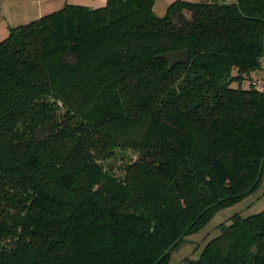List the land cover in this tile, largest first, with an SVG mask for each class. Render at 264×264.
Returning <instances> with one entry per match:
<instances>
[{
    "label": "trees",
    "instance_id": "16d2710c",
    "mask_svg": "<svg viewBox=\"0 0 264 264\" xmlns=\"http://www.w3.org/2000/svg\"><path fill=\"white\" fill-rule=\"evenodd\" d=\"M155 1L69 3L0 40V264H155L188 229L170 264L264 194V0ZM198 244L190 264H264V209Z\"/></svg>",
    "mask_w": 264,
    "mask_h": 264
},
{
    "label": "rangeland",
    "instance_id": "374dc122",
    "mask_svg": "<svg viewBox=\"0 0 264 264\" xmlns=\"http://www.w3.org/2000/svg\"><path fill=\"white\" fill-rule=\"evenodd\" d=\"M174 0H156L154 4V12L157 16L163 17L168 13L170 4ZM197 1V0H191ZM232 2L235 0H225ZM189 14V13H187ZM248 80L243 81V86H248ZM122 160L118 159L117 163L119 164ZM264 184V180H263ZM261 194V187L253 192L252 194L246 196L243 200L237 202L234 205L220 209L210 220L206 228L201 232L192 234L188 237L187 240L182 242L176 250L173 251L171 255L170 264H190V258L198 256L201 251V245L198 244L199 239L203 236V233L207 230L208 227H215L220 224L225 218L231 216L233 213L239 211L242 215L247 216L252 213H256L264 209V194L260 199L256 200L258 195ZM256 200L254 203H252ZM206 229V230H205ZM214 232V231H213ZM217 232V231H216ZM217 234V233H216Z\"/></svg>",
    "mask_w": 264,
    "mask_h": 264
},
{
    "label": "crops",
    "instance_id": "0c3cea01",
    "mask_svg": "<svg viewBox=\"0 0 264 264\" xmlns=\"http://www.w3.org/2000/svg\"><path fill=\"white\" fill-rule=\"evenodd\" d=\"M69 3L100 7L107 0H0V40L8 35L10 26L28 23Z\"/></svg>",
    "mask_w": 264,
    "mask_h": 264
},
{
    "label": "water",
    "instance_id": "95a60500",
    "mask_svg": "<svg viewBox=\"0 0 264 264\" xmlns=\"http://www.w3.org/2000/svg\"><path fill=\"white\" fill-rule=\"evenodd\" d=\"M161 56L169 61V66L170 68H172L176 64L188 63L190 61V49L185 48V49H180V50H172V51H168V52L161 54ZM263 166H264V157L261 162V167H260V171H259V175L256 180V183L260 179ZM187 230L188 229H186V231H184V233L163 253V255L158 259V261L155 264H157L168 252L172 250V248L181 239V237H183L186 234Z\"/></svg>",
    "mask_w": 264,
    "mask_h": 264
},
{
    "label": "built area",
    "instance_id": "2783aa9c",
    "mask_svg": "<svg viewBox=\"0 0 264 264\" xmlns=\"http://www.w3.org/2000/svg\"><path fill=\"white\" fill-rule=\"evenodd\" d=\"M259 87L264 89V79L259 82Z\"/></svg>",
    "mask_w": 264,
    "mask_h": 264
}]
</instances>
